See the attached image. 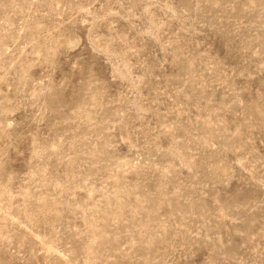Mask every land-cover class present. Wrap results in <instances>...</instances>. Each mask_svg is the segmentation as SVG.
I'll return each mask as SVG.
<instances>
[{"label": "rangeland", "instance_id": "obj_1", "mask_svg": "<svg viewBox=\"0 0 264 264\" xmlns=\"http://www.w3.org/2000/svg\"><path fill=\"white\" fill-rule=\"evenodd\" d=\"M0 264H264V0H0Z\"/></svg>", "mask_w": 264, "mask_h": 264}]
</instances>
